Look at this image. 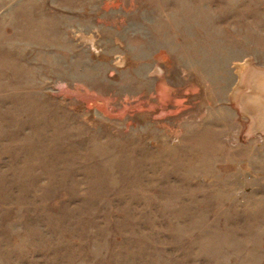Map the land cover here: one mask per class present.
<instances>
[{"label":"rangeland","instance_id":"obj_1","mask_svg":"<svg viewBox=\"0 0 264 264\" xmlns=\"http://www.w3.org/2000/svg\"><path fill=\"white\" fill-rule=\"evenodd\" d=\"M264 0H0V264H264Z\"/></svg>","mask_w":264,"mask_h":264},{"label":"bare ground","instance_id":"obj_2","mask_svg":"<svg viewBox=\"0 0 264 264\" xmlns=\"http://www.w3.org/2000/svg\"><path fill=\"white\" fill-rule=\"evenodd\" d=\"M241 81H242L241 82L242 84L246 85V88H247V84L252 85V88L255 90V91L253 90V94L255 95L257 93L255 96L256 98H258L261 95L262 99H264V77L257 74L256 72H254L250 65H248L246 67L244 73L242 74ZM256 90H257V92H256ZM239 95H240V93L237 92V94L235 96L236 101H237ZM262 99L260 100L261 102H262ZM248 102L249 103L251 102V98L248 99ZM262 103H264V101ZM253 104H255V103H253ZM252 106H254V105H252ZM252 106L250 107L252 114H249V115H252V116H250L252 118L251 129H257L258 128V129L264 131V107L262 110L260 109V111H259V110L254 109V107H252Z\"/></svg>","mask_w":264,"mask_h":264},{"label":"water","instance_id":"obj_3","mask_svg":"<svg viewBox=\"0 0 264 264\" xmlns=\"http://www.w3.org/2000/svg\"><path fill=\"white\" fill-rule=\"evenodd\" d=\"M252 69L254 72H256L257 74L264 77V70L263 69H259V68H255V67H252ZM243 85H244L245 89H244V91L239 92L240 95L238 96V99L236 102H237V106L239 107L240 111L243 114H246L247 116L250 117V116H252V115H249V114H252L250 107L252 105H254V106H252V107H254V109L259 110V111H260V109L262 110L264 107V103H262L264 101V99H262L261 95L258 98L255 97L257 93L255 95L253 94L254 89L252 88V85L247 84V88H246L245 84H243ZM257 90H256V92H257ZM249 98H251V102H250L251 104L248 102ZM261 99H262V102L260 101ZM253 103H255V104H253ZM251 120H252V118H251Z\"/></svg>","mask_w":264,"mask_h":264}]
</instances>
